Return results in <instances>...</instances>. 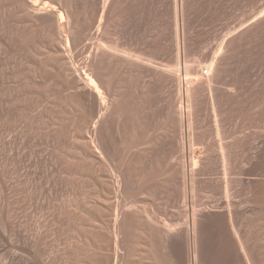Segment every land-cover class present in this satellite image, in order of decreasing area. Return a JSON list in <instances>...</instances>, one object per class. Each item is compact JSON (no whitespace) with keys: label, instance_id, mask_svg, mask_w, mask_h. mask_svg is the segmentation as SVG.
Here are the masks:
<instances>
[{"label":"rangeland","instance_id":"rangeland-1","mask_svg":"<svg viewBox=\"0 0 264 264\" xmlns=\"http://www.w3.org/2000/svg\"><path fill=\"white\" fill-rule=\"evenodd\" d=\"M105 2L0 0V264H264V0Z\"/></svg>","mask_w":264,"mask_h":264},{"label":"bare ground","instance_id":"bare-ground-1","mask_svg":"<svg viewBox=\"0 0 264 264\" xmlns=\"http://www.w3.org/2000/svg\"><path fill=\"white\" fill-rule=\"evenodd\" d=\"M30 1H32V0H30ZM107 2H105V5L107 6L108 4V2L110 1V0H106ZM182 1H184V0H174V3L172 2V4H173V6H174V10H173V12H175L176 13V16H175V21L178 23L179 21L180 22H182L183 21V17H184V13H185V10H186V6L185 7H183L184 5V3H186V2H182ZM112 2V1H111ZM110 2V3H111ZM183 3V4H182ZM101 4V3H100ZM104 4V3H103ZM33 4H31V6H32ZM41 5V6H40ZM37 4V5H35V7H34V10L33 11H45L46 10V12H47V7H48V5L47 4ZM40 6V7H39ZM99 7V6H98ZM105 7V6H104ZM103 7V5H102V9L104 8ZM185 8V9H184ZM99 9V8H98ZM184 9V10H183ZM49 10V9H48ZM184 12V13H183ZM187 12V11H186ZM37 13V12H36ZM39 13V12H38ZM53 13V12H52ZM174 13V14H175ZM179 13H180V15H179ZM253 13V12H252ZM258 13V12H257ZM54 14V13H53ZM173 14V15H174ZM184 14V15H183ZM254 14V13H253ZM257 15V14H256ZM187 16V15H186ZM249 17H251V16H249ZM257 17V16H256ZM255 17V18H256ZM51 18V17H50ZM52 19H53V17H52ZM52 19L50 20V21H52ZM249 19V18H248ZM250 19H252V18H250ZM258 19V18H257ZM185 20V19H184ZM253 20H255V19H253ZM54 21V22H53ZM53 21H52V23H53V25L55 24V19H53ZM258 21V20H257ZM257 21H256V23H257ZM176 23V24H177ZM183 23V22H182ZM181 23V24H182ZM253 23V22H252ZM57 24H58V28L60 27L59 26V24H60V22H59V19H58V22H57ZM179 24V23H178ZM239 24V23H238ZM243 24V23H242ZM52 24H51V26H53ZM175 25V24H174ZM184 25H185V23H184ZM183 25V26H184ZM241 25V24H240ZM176 26H178V25H176ZM183 26L181 25V28L182 29H185L186 27H184L183 28ZM186 26V25H185ZM237 26V25H236ZM177 28V27H176ZM189 28V27H188ZM179 30V29H178ZM186 31H187V29H185ZM71 31V30H70ZM236 31H237V29H236ZM76 32V31H75ZM75 32H74V34H75ZM175 32H176V30H175ZM189 32V31H188ZM187 32V33H188ZM228 32V31H227ZM234 32V31H233ZM232 32V33H233ZM71 33V35H72V32H70ZM186 32H182L181 31V33H176V39L177 40H180L181 41V44H182V46L184 45V44H187L188 43V40H187V42L186 43H184L186 40L184 39V36H186L185 34H187ZM226 35V34H225ZM234 35V34H233ZM232 34L231 35H228V36H233ZM175 36V35H174ZM227 36V35H226ZM69 37H70V35H69ZM185 38H187V37H185ZM221 38V37H220ZM227 38V37H226ZM226 38H224V39H226ZM229 38V37H228ZM233 40V39H232ZM231 40V41H232ZM226 41H228V42H230V38H229V40H226ZM65 42V41H64ZM71 42V41H70ZM103 42V41H102ZM225 42V41H224ZM224 42H223V44H224ZM178 43V42H177ZM222 44V43H221ZM228 44V43H227ZM69 45V44H68ZM107 45V44H106ZM188 45V44H187ZM220 45V44H219ZM228 45H231V44H228ZM99 46H101V47H104V46H102V45H99ZM224 47L225 46H227L226 45V43H225V45H223ZM117 47V46H116ZM115 47V48H116ZM175 47H177V46H175ZM187 47V46H186ZM70 48V47H69ZM69 48H67V49H69ZM227 48H228V46H227ZM226 48V49H227ZM177 49V48H176ZM211 49V48H210ZM223 49H225V48H223ZM101 50H103L102 48H101ZM100 50V51H101ZM107 50H109V48L107 49ZM111 50V49H110ZM117 50V49H116ZM178 50V49H177ZM179 50H181L180 48H179ZM182 50H184V48L182 49ZM215 50V49H214ZM213 50V51H214ZM222 50V49H221ZM118 51V50H117ZM116 51V52H117ZM185 51H187V48L185 49ZM103 52V51H102ZM105 52V51H104ZM115 52V51H114ZM115 52V53H116ZM119 52V51H118ZM127 52H129V51H127ZM179 53H177L178 55V57L180 58V51H178ZM183 52V51H182ZM188 52V51H187ZM220 52H225V50H223V51H220ZM122 53H123V50H122ZM217 53V52H216ZM95 54V53H94ZM97 54V53H96ZM102 54V53H101ZM107 54V53H106ZM116 54H118V53H116ZM120 55H121V53H119ZM118 54V55H119ZM125 54H128V53H125ZM129 54H131V53H129ZM176 54V53H175ZM185 54V53H184ZM184 54H182V55H184ZM223 54V53H222ZM103 55H105V54H103ZM103 55H101V56H103ZM112 55V54H111ZM124 55V54H123ZM218 55V54H217ZM96 56V55H95ZM126 56V55H125ZM124 56V57H125ZM129 56H131V55H129ZM116 57V56H115ZM117 57H119V56H117ZM219 57H221V56H219ZM218 57V58H219ZM108 58V57H107ZM129 58V57H128ZM176 58V57H175ZM178 58V59H179ZM100 59H102V58H100ZM104 59V58H103ZM111 59H113V58H111ZM119 59V58H118ZM137 59V58H136ZM181 59V58H180ZM183 59V58H182ZM215 59V58H214ZM68 60V59H67ZM67 60H65L66 61V63L67 64H69L68 62H67ZM72 60V59H71ZM97 60V59H96ZM108 60V59H107ZM116 60H117V58H116ZM123 60V59H122ZM125 60H127L126 58H125ZM143 60V59H142ZM176 59H174V61H175ZM98 61H100V60H98ZM128 61H130V59H128ZM133 61H135V60H133ZM137 61V60H136ZM215 61V60H214ZM102 62V61H101ZM107 62V61H106ZM110 62H111V60H110ZM120 62V61H119ZM123 62V61H122ZM147 62H148V60H147ZM147 62H145L146 64H147ZM149 62H150V60H149ZM177 62V61H176ZM176 62H175V64H176ZM218 62H219V60H218ZM72 63V62H71ZM94 63V62H93ZM97 63V62H96ZM98 63H100V62H98ZM108 63V62H107ZM118 63V62H117ZM127 63V62H126ZM125 63V64H126ZM132 63V62H131ZM130 63V64H131ZM137 63V62H136ZM145 63H144V66H145ZM174 63V62H173ZM179 63H182V62H179ZM178 63V64H179ZM189 63V62H188ZM106 64V63H105ZM110 64V63H109ZM112 64V63H111ZM121 64H124V63H121ZM120 64V65H121ZM127 64H129V63H127ZM103 65H104V63H103ZM115 65V64H114ZM171 65V64H170ZM180 65V64H179ZM96 66V65H95ZM99 66H101V65H99ZM112 66V65H111ZM122 66V65H121ZM120 66V67H121ZM125 66V65H124ZM127 66V65H126ZM125 66V67H126ZM152 66H154V65H152ZM160 66V65H159ZM158 66V67H159ZM163 66V65H162ZM181 66V65H180ZM183 66H186L185 64H183ZM89 67H90V64H89ZM89 67H88V69H89ZM103 67H105V66H103ZM109 67V66H108ZM117 67H119V66H117ZM123 67V66H122ZM129 67V66H128ZM155 67V66H154ZM164 67V66H163ZM174 67V66H173ZM178 67V65L176 66V67H174V68H176V69H178L177 68ZM182 67V66H181ZM187 67V66H186ZM218 67V66H217ZM216 67V68H217ZM101 68V67H100ZM169 68V67H168ZM168 68H167V70H168ZM172 67H170V69H171ZM173 68V69H174ZM184 68V67H183ZM204 68H205V66H204ZM213 68H215V65L214 64H212V65H208V67H207V71H206V73H208L206 76H205V78H203V77H201V78H203V79H205L204 80V83L207 85H205L206 87H209V89L211 90V85H212V82H213V80H214V78H213V80L211 79L212 78V76L214 75V74H212V73H215V70L213 69ZM92 69V68H91ZM89 69V72H87V77L85 78V79H83L84 80V83H85V87H88V93L90 94V96H92V99H94V101H95V104H97V111L100 113L101 112V104H102V102H103V98L105 97V94L107 95V94H109L110 93V91H109V89H106L105 90V88H109L108 87V85L109 84H107L108 83V81L106 82V84H107V86L105 87L104 86V88H103V82H102V80L101 79H98L99 77H98V73L96 74V73H94V72H91L92 70H94V69ZM99 69V68H98ZM108 69V68H107ZM113 69V68H112ZM158 69V68H157ZM176 69H175V71H176ZM185 69V68H184ZM186 69H189V67L188 68H186ZM202 69V68H201ZM91 70V71H90ZM110 70V69H109ZM122 70V69H121ZM154 70V69H153ZM167 70L165 71V72H167ZM190 70H192V69H190ZM212 70H214V72H212L211 73V71ZM102 71V70H101ZM108 71V70H107ZM106 71V72H107ZM124 71H125V69H124ZM156 71V70H155ZM171 72H173V70H170ZM180 71V70H179ZM178 71V72H179ZM187 70H185V72H186ZM194 71V70H193ZM217 71V70H216ZM97 72H99V71H97ZM109 72V71H108ZM168 72H169V70H168ZM171 72H169V74L168 75H170V73ZM183 72V71H182ZM202 72V71H201ZM218 72V71H217ZM101 73V72H100ZM99 73V75H101ZM103 74L105 73V71L104 72H102ZM158 73V72H157ZM174 73V75H175V72H173ZM188 75H182L180 72L179 73H177V77H178V81H186L187 82V80L188 79H191V78H188L187 76H189V73H188V71L186 72ZM195 73V72H194ZM160 74V73H159ZM192 74V73H191ZM190 74V75H191ZM196 74V73H195ZM211 74H212V76H211ZM171 75H172V73H171ZM170 75V76H171ZM200 75V74H199ZM103 76V75H102ZM176 76V75H175ZM196 76V75H195ZM215 76H217L216 74H215ZM172 77V76H171ZM170 77V78H171ZM194 77V76H193ZM214 77V76H213ZM169 78V79H170ZM197 78V77H196ZM167 79V78H166ZM171 79H173V78H171ZM198 80H200L199 82H201V79H198ZM198 80H197V82H198ZM103 81H105V80H103ZM172 81V80H171ZM189 83H190V81H188ZM187 82V83H188ZM192 83L191 84H187V85H191V87L189 86L188 88H186V92H184V94L186 93L187 94V96L188 95H192V94H197L198 93V91H199V89H200V87H201V83L199 84V82L197 83V82H193V80L191 81ZM215 82V81H214ZM103 83V84H102ZM194 83V84H193ZM102 84V85H101ZM179 84V83H178ZM184 84H185V82H184ZM193 84V85H192ZM181 85V84H180ZM175 86H176V84H175ZM204 86V87H205ZM180 87V86H179ZM202 87H203V85H202ZM205 87V88H206ZM180 88H182V87H180ZM111 89V88H110ZM177 89V88H176ZM202 90V89H201ZM206 90V89H205ZM175 91H177V90H175ZM182 91V90H181ZM208 91V90H207ZM201 92V91H200ZM210 92V91H209ZM212 92V91H211ZM210 92V93H211ZM178 93V92H177ZM180 94V93H179ZM200 94V93H199ZM182 95V94H181ZM110 96H111V94H110ZM186 97V96H185ZM194 97H195V95H194ZM108 98H109V96H108ZM111 98V97H110ZM114 98V97H113ZM182 99V98H181ZM188 99H189V96H188ZM192 99V101H194L193 100V98H191ZM195 99V98H194ZM89 100H90V98H89ZM190 100V99H189ZM112 102H113V100H112ZM187 102L188 103H190V101H188L187 100ZM193 104V103H192ZM188 105H191V104H188ZM180 106V105H179ZM192 106V105H191ZM189 107V106H188ZM193 108V107H192ZM192 108H191V112H192ZM181 109V108H180ZM182 110V109H181ZM181 112V111H180ZM188 113V112H187ZM181 114H183V113H181ZM189 114V113H188ZM192 114V113H191ZM99 116V115H98ZM98 116L96 117V125H95V127L94 128H92V131H91V133H92V135L96 138V137H98V136H96L97 135V129H98V126H97V124H98V122H99V118H98ZM180 117V116H179ZM181 118H182V116H181ZM183 120V119H182ZM184 122V121H183ZM181 125V124H180ZM179 125V126H180ZM181 127V126H180ZM96 140V139H95ZM97 140H100L99 138L97 139ZM101 141V140H100ZM100 141H98L95 145H96V147H98L100 150H101V154L102 155H106L107 153H106V151L105 150H103V148H102V146H103V142H100ZM96 142V141H95ZM86 145V144H85ZM89 144H87V146H88ZM191 217H193V216H191ZM190 217V218H191ZM194 217H195V215H194ZM151 219H152V217H151ZM195 219V218H194ZM150 220V219H149ZM192 220V223L189 225V227H188V229H187V231H186V234H187V237H186V245L185 246H187V248H188V251H189V255H190V257H191V262H193L194 264H197L198 262H197V245H198V229H197V225H196V223L197 222H195L193 219H191ZM152 221H154V220H152ZM152 223V222H151ZM189 224V223H188ZM188 224H187V226H188ZM198 224V223H197ZM232 229V228H231ZM234 229V228H233ZM232 229V234H233V236L235 237V239L237 240V237H238V234H237V232H235L234 230ZM231 231V230H230ZM163 232H165V234H168L169 232H173V230H170V229H167L166 227H164L163 228ZM176 232V231H175ZM177 233V232H176ZM179 233V232H178ZM162 235L164 234V233H161ZM161 235V236H162ZM170 235V234H169ZM184 235V234H183ZM168 237V236H167ZM201 237V236H200ZM162 238V237H161ZM166 238V237H165ZM185 238V237H184ZM200 241V240H199ZM183 242V241H182ZM178 244V243H177ZM176 244V245H177ZM237 244H238V247H239V250L241 251V253L246 257V253H245V251H244V247H243V245H241V243L237 240ZM178 247V246H177ZM198 249H199V247H198ZM199 252V251H198ZM199 258V257H198ZM189 260H190V258H189ZM190 262V261H189ZM189 262H188V264H189ZM197 262V263H196Z\"/></svg>","mask_w":264,"mask_h":264}]
</instances>
